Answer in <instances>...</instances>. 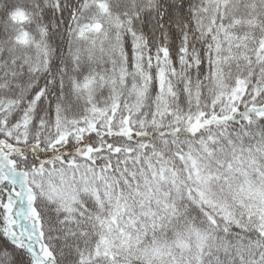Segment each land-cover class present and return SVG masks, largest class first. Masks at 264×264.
Listing matches in <instances>:
<instances>
[{
    "label": "snow or ice",
    "instance_id": "snow-or-ice-1",
    "mask_svg": "<svg viewBox=\"0 0 264 264\" xmlns=\"http://www.w3.org/2000/svg\"><path fill=\"white\" fill-rule=\"evenodd\" d=\"M0 264H264V0H0Z\"/></svg>",
    "mask_w": 264,
    "mask_h": 264
}]
</instances>
